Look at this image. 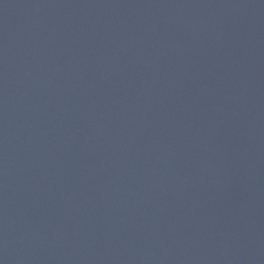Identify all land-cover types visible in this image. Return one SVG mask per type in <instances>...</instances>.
<instances>
[{
	"label": "water",
	"instance_id": "95a60500",
	"mask_svg": "<svg viewBox=\"0 0 264 264\" xmlns=\"http://www.w3.org/2000/svg\"><path fill=\"white\" fill-rule=\"evenodd\" d=\"M0 264H264V0H0Z\"/></svg>",
	"mask_w": 264,
	"mask_h": 264
}]
</instances>
